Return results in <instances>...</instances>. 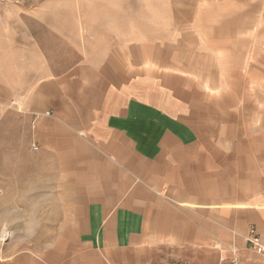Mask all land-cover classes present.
<instances>
[{
    "label": "crops",
    "instance_id": "1",
    "mask_svg": "<svg viewBox=\"0 0 264 264\" xmlns=\"http://www.w3.org/2000/svg\"><path fill=\"white\" fill-rule=\"evenodd\" d=\"M207 2L210 37L221 39L208 42L212 52L231 47L226 38L244 32L246 21L264 22V0ZM199 47L185 51L163 40L111 44L98 60L85 58L72 69L84 82L88 109H53L36 122L39 143H60L65 151L78 142L100 160L101 185L76 221L85 252L78 264H264L246 241L254 229L264 243V139L254 169L245 147L230 158L229 145L213 142L212 110L194 89L198 74L179 57ZM212 61L204 68L213 74L220 68ZM135 157L148 166L140 174Z\"/></svg>",
    "mask_w": 264,
    "mask_h": 264
},
{
    "label": "rangeland",
    "instance_id": "2",
    "mask_svg": "<svg viewBox=\"0 0 264 264\" xmlns=\"http://www.w3.org/2000/svg\"><path fill=\"white\" fill-rule=\"evenodd\" d=\"M213 19L207 0H0V234L9 232L0 241V264H78L85 253L76 221L101 185L97 151L78 142L65 151L60 143H39L36 122L53 109H88L84 82L72 69L85 58L98 60L111 44L163 40L185 51L200 44L195 55L179 57L198 74L194 89L212 110L213 142L229 145L230 158L245 147L248 167L258 168L264 22L246 21L244 32L226 38L231 47L212 52L208 42L221 41L210 37ZM239 58L244 64L237 66ZM212 59L220 68L213 74L204 68ZM39 107L42 115L33 112ZM145 169L135 157V174Z\"/></svg>",
    "mask_w": 264,
    "mask_h": 264
},
{
    "label": "built area",
    "instance_id": "3",
    "mask_svg": "<svg viewBox=\"0 0 264 264\" xmlns=\"http://www.w3.org/2000/svg\"><path fill=\"white\" fill-rule=\"evenodd\" d=\"M247 243L254 251L258 252L264 258V243L261 241L254 229H250L246 238ZM220 264H224L221 262ZM230 264H238L236 259L231 260Z\"/></svg>",
    "mask_w": 264,
    "mask_h": 264
},
{
    "label": "bare ground",
    "instance_id": "4",
    "mask_svg": "<svg viewBox=\"0 0 264 264\" xmlns=\"http://www.w3.org/2000/svg\"><path fill=\"white\" fill-rule=\"evenodd\" d=\"M9 232L3 230L0 234V241L3 242L4 240H6V238L8 237Z\"/></svg>",
    "mask_w": 264,
    "mask_h": 264
}]
</instances>
